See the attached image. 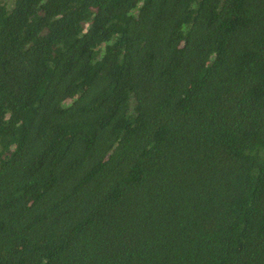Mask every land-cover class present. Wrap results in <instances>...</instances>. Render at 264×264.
Here are the masks:
<instances>
[{
  "label": "trees",
  "instance_id": "1",
  "mask_svg": "<svg viewBox=\"0 0 264 264\" xmlns=\"http://www.w3.org/2000/svg\"><path fill=\"white\" fill-rule=\"evenodd\" d=\"M0 264H264V0H0Z\"/></svg>",
  "mask_w": 264,
  "mask_h": 264
}]
</instances>
